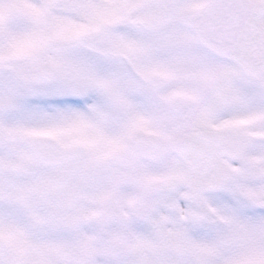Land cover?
<instances>
[{"label":"snow or ice","instance_id":"6c2138e0","mask_svg":"<svg viewBox=\"0 0 264 264\" xmlns=\"http://www.w3.org/2000/svg\"><path fill=\"white\" fill-rule=\"evenodd\" d=\"M0 264H264V0H0Z\"/></svg>","mask_w":264,"mask_h":264}]
</instances>
